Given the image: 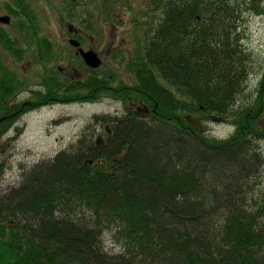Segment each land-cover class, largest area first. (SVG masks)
<instances>
[{
  "label": "trees",
  "instance_id": "trees-1",
  "mask_svg": "<svg viewBox=\"0 0 264 264\" xmlns=\"http://www.w3.org/2000/svg\"><path fill=\"white\" fill-rule=\"evenodd\" d=\"M112 1L66 7L104 16ZM144 6V23L127 20L143 37L134 89L149 119L114 123L104 148L80 135L22 169L19 185L0 196V264H264V195L239 188L264 165V68L249 103H237L250 76L239 32L247 4ZM216 118L233 126L229 137L205 134ZM104 233L118 253L105 250Z\"/></svg>",
  "mask_w": 264,
  "mask_h": 264
},
{
  "label": "flooded vegetation",
  "instance_id": "flooded-vegetation-1",
  "mask_svg": "<svg viewBox=\"0 0 264 264\" xmlns=\"http://www.w3.org/2000/svg\"><path fill=\"white\" fill-rule=\"evenodd\" d=\"M94 1L0 0V109L4 107L6 110H0V138L6 137L8 144L17 141L13 133L9 134L17 129V122L23 116L61 110L65 106L82 107L99 104L105 99L120 105L113 112L93 115L91 144L96 148L105 147L113 134L114 123L129 117L142 121L149 119L150 108L134 89L137 82L135 68L139 64L135 57L132 63L126 61L127 58L122 62L126 41L135 42L131 51L134 56L143 37L139 34L137 40L133 39L139 31H134L133 24L130 27L126 19L124 24L129 25L126 29L131 39L126 40L120 29L114 27L116 32L111 34L109 44L104 45L97 24L108 14L82 13V7H78V13L68 14L70 8L66 7L67 3H79L92 8ZM48 10L54 11L52 21L56 22L53 28H50V14L45 13ZM113 18L116 25H122V21L119 23L120 20ZM104 49L110 59L114 57L113 61L104 62ZM87 52L96 54L99 67L92 68L84 62L82 56ZM103 63L108 66L106 69L102 68ZM118 65L134 72L129 75L123 71L122 76L116 71L121 69L116 68ZM104 77V83H108L99 86ZM143 107H147L149 113L138 115ZM55 121L58 120L53 121L57 124Z\"/></svg>",
  "mask_w": 264,
  "mask_h": 264
},
{
  "label": "rangeland",
  "instance_id": "rangeland-1",
  "mask_svg": "<svg viewBox=\"0 0 264 264\" xmlns=\"http://www.w3.org/2000/svg\"><path fill=\"white\" fill-rule=\"evenodd\" d=\"M54 1L56 2L58 0ZM114 1L115 4L110 7V12L104 13L109 14L107 19L100 18L97 24V28L100 29L103 34L104 45L106 46L109 44L111 34L116 32V28L120 29L121 36H124L126 40L131 39L126 29L129 25L126 26V23L124 24L126 19L131 17L139 20H136L137 23L141 21V23H144L146 18V16L143 15L145 10L144 3H146V0H130L129 5L132 7V10L128 9V4L124 0H113L112 2ZM237 1L241 4H247V9L242 12V24L239 28V32L242 37L241 42L243 47L250 57V62L248 64L250 67V76L246 83L247 86L237 97V103L242 108L252 99L261 72L264 68V0ZM100 7L102 8V5H100ZM53 12L54 11L51 10L45 11V13L50 14V28L55 27L56 22V20L52 21ZM93 12L96 13V11ZM124 12L129 13L125 15L123 14ZM114 16H116L117 19L123 16V20L120 19L119 23H121L122 20L124 26L116 25L111 20ZM158 16L160 19V15L157 13V18ZM55 29L56 28H54V30ZM134 43L135 42L126 41L122 62H124L126 58V61L130 63L134 61L133 52H131ZM127 49L130 50L129 53H127ZM105 52L106 49H104L102 55L104 62L113 61L114 57L110 59L111 56ZM115 64H118V62ZM107 67L108 66L103 63L102 68L106 69ZM116 68H121L116 71H119L118 73L122 76L123 71L129 75H132V72H134L126 66L121 67L118 65ZM119 106L118 103L110 99H105L99 104L94 103L82 107L65 106L61 110L29 113L23 116V120L20 119V121L17 122L19 125L17 129L9 134V136L12 135V133L15 135L17 139L15 143L10 144L9 142L8 144L6 137L0 138V164L3 165V172L0 176V196L7 193L10 188L19 185L18 183L21 182V177L23 175L22 169L26 171L30 166L51 160L55 157L56 153L67 149L71 144H75L80 136V132L83 133L84 137L89 136L93 130L92 127L95 121L92 117L95 113L101 114L104 111L113 112L115 107ZM55 119L58 120L55 121L57 124L53 123ZM260 125L264 127V116H261ZM204 131L205 134L211 138L224 139L232 134L234 128L231 124L222 122L216 118L207 123ZM259 148L260 154L263 156L264 160V142H260ZM247 181L248 180L239 183L240 190L244 191L247 196L261 199L264 195V165L260 166L255 176L249 179L248 182ZM78 216L88 218L89 213L84 211L82 214L78 213ZM102 241L107 252L113 254L118 253V247L111 241L110 234L104 233Z\"/></svg>",
  "mask_w": 264,
  "mask_h": 264
},
{
  "label": "water",
  "instance_id": "water-1",
  "mask_svg": "<svg viewBox=\"0 0 264 264\" xmlns=\"http://www.w3.org/2000/svg\"><path fill=\"white\" fill-rule=\"evenodd\" d=\"M83 59H84V62L92 67V68H97L100 66V60L98 59V57L96 56L95 53L93 52H87L85 54H83ZM146 113H149V110L147 107H143L141 109H139V112H138V115H143V114H146ZM187 121L189 123H193L195 122L197 124V121H193L190 117H186ZM99 140H97V144H98ZM88 164H91V161H87Z\"/></svg>",
  "mask_w": 264,
  "mask_h": 264
}]
</instances>
